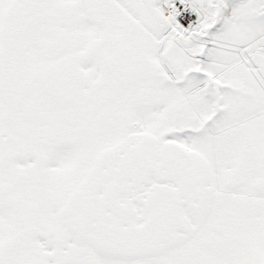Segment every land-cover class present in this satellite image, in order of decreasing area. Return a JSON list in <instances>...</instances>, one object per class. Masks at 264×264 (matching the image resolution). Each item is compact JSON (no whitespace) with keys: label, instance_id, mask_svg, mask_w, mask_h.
<instances>
[{"label":"snow or ice","instance_id":"snow-or-ice-1","mask_svg":"<svg viewBox=\"0 0 264 264\" xmlns=\"http://www.w3.org/2000/svg\"><path fill=\"white\" fill-rule=\"evenodd\" d=\"M0 264H264V0H0Z\"/></svg>","mask_w":264,"mask_h":264}]
</instances>
